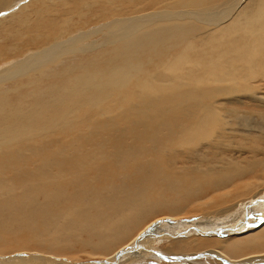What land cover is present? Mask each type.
<instances>
[{
  "label": "bare ground",
  "instance_id": "1",
  "mask_svg": "<svg viewBox=\"0 0 264 264\" xmlns=\"http://www.w3.org/2000/svg\"><path fill=\"white\" fill-rule=\"evenodd\" d=\"M248 106L264 0H0V264H264Z\"/></svg>",
  "mask_w": 264,
  "mask_h": 264
},
{
  "label": "rangeland",
  "instance_id": "2",
  "mask_svg": "<svg viewBox=\"0 0 264 264\" xmlns=\"http://www.w3.org/2000/svg\"><path fill=\"white\" fill-rule=\"evenodd\" d=\"M239 108H241V107H239ZM243 109H245L246 111L250 110V111L254 112V115H255V116H258V120H259V119L261 120V118H263V121H260V124H264V106H261V107L248 106V107H244ZM258 112H259V113H258ZM261 116H262V117H261ZM263 195H264V194H263ZM245 201H247V200H245ZM245 201H244V203H245ZM262 201H264V200H262ZM244 203L242 202V203H240V204H244ZM240 204H239V205L237 206V208H235L233 211H237L238 209H240V208H239V207L241 206ZM189 207H190V206H189ZM262 207H263V205H260V208H262ZM260 208H259V209L257 208V210H260ZM245 210H246V209H244L243 211H245ZM260 211H261V210H260ZM246 214H247V215H246ZM249 214H251V215H249ZM248 215H249V218H250V219L247 217ZM255 215H256V213H254V211L251 212V211H247V210H246L245 213H244V215H243L242 217H240L241 219L238 218L237 221H236V220H234V221L232 220V222H234V223H233V224L231 223V225H229L228 227H227V226H223V225L221 226V225H220L221 227L218 226L217 228H213V229L210 228L211 230H214V232H219V233L214 234V233L212 232L213 234H211V235H197V237H202V236H204V237L207 236V237H208V236H209L208 238H210V237H214V236H215V238H219V237H220V239L228 238L229 236H230V237H234L236 234H233V235H229V236H228L227 234H226V235H225V234H222V231L225 229V230H224V233H225L226 231H227L226 233H228V232L230 233L231 231H233V230H231V229H239V228L245 227V225L248 224L249 222H251V220H252V223H253V222H256V221H257V219H256L257 217H254ZM195 217H197V216L194 215V216H189V217H183V218H181V219H182V220H192V219H194ZM243 217H245L246 219L243 218ZM252 217H253V218H252ZM261 217H262V216H261ZM190 218H191V219H190ZM253 219H255V221H254ZM238 220H240L241 222L238 221ZM242 220H243V221H242ZM216 221H217V220H216ZM235 221H236V222H235ZM181 223H183V222H181ZM214 223H215V222H214ZM214 223H213V224H214ZM235 223H236V224H235ZM252 223H251V224H252ZM238 224H239V225H238ZM261 224H262V223H260V224H258V225H256V226H259V225H261ZM170 226H171V227H170ZM159 227H162V225H160ZM164 227H165V228H167V227L172 228L173 225H170V224H169V226L167 225V227H166V226H164ZM164 227H162V228H164ZM180 227H181V226H180ZM162 228H161V229H162ZM165 228H164V229H165ZM181 228H182V227H181ZM219 228H220V229H219ZM230 228H231V229H230ZM152 229H153V228H152ZM158 229H159V228H158ZM161 229H159V230L156 229L157 232H156L155 234H156L157 236H159V234L161 235V233H166V230H168V229H166V230H164V229L161 230ZM173 229H174V228H173ZM218 229H219V230H218ZM226 229H227V230H226ZM153 230H155V229H153ZM221 230H222V231H221ZM220 234H221V235H220ZM212 235H213V236H212ZM183 236H185V233H184V232L181 233V235H178L177 238H181V237H183ZM236 236H238V234H237ZM160 237H161V236H160ZM188 237H189V236H188ZM152 239L154 240V238H152V235H151V236H147V237H146V241H145L144 243H139V244H138L140 247H139L138 245H137V248L135 247V249H140V254H139L140 256L137 255L138 252H137L135 249L129 251L128 253L126 252L124 255H127V256L130 255L131 257H129V258L127 257L126 260H125V262H124L123 264H143L142 262H143V261H146V260H148V261H146L147 263L145 262L146 264H152V263L155 264V262H156V263H162V262H158L157 260H154L155 258H152L151 256H146V255H144V253H146V252H147V253H148V252H152L153 255H154V253L156 252L155 255L158 253L156 256L160 255V254H159V250H162V249H160L161 246L157 244V241H158V240L155 239L156 241L152 242V241H153ZM144 244H145L146 246H145ZM154 244H155V245H154ZM31 246L34 247L32 244H31ZM147 246H150V247H152V248H153L154 246H158V249H157V248H156V249L153 248L152 251H149V250H148V251L144 252L143 250H144ZM141 247H142V248H141ZM143 247H145V248H143ZM161 248H162V247H161ZM154 249H155V250H154ZM157 250H158V251H157ZM10 252H12V251H10ZM16 253H20V252H16ZM16 253H15V254H16ZM21 253H23V252H21ZM147 253H146V254H147ZM13 254H14V253H13ZM13 254H8V255H13ZM15 254H14V255H15ZM119 254H122V252L120 251ZM141 254L144 255V256H146V257H143V258H146V259H144V260L142 259L141 261H139V259L142 258V257H141ZM80 256H87V253H81ZM134 256H135V257H134ZM136 256L138 257V259H137ZM147 257L150 258V259H148ZM212 258H214V257H212ZM214 259L216 260V258H214ZM88 260L91 261L92 263H96V262H98V263H96V264H100V262L102 261L101 259H81V260H77V261H88ZM120 261H121V260H120ZM138 261H139L140 263H139ZM152 261H153V262H152ZM154 261H155V262H154ZM217 261H218V260H217ZM132 262H133V263H132ZM218 262H219V261H218ZM145 263H144V264H145ZM28 264H30V263H28ZM101 264H103V262H102ZM113 264H115V262H114ZM119 264H120V263H119ZM164 264H167V262L164 263ZM233 264H234V263H233Z\"/></svg>",
  "mask_w": 264,
  "mask_h": 264
}]
</instances>
